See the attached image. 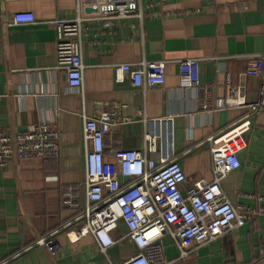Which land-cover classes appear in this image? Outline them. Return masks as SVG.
<instances>
[{
  "label": "crops",
  "instance_id": "1",
  "mask_svg": "<svg viewBox=\"0 0 264 264\" xmlns=\"http://www.w3.org/2000/svg\"><path fill=\"white\" fill-rule=\"evenodd\" d=\"M146 13L117 19L110 27L86 8L82 52L84 83L72 88L57 67L55 19L69 17L77 0H0V129L17 134L38 122L60 130V155L15 159L0 165V264H116L138 248L122 222L116 244L103 251L88 233L72 241L64 226L79 227L87 204L86 118L123 103L125 123L113 124L105 157L117 164L125 149H145L146 135H157L178 157L189 186L212 179L210 136L239 121L249 110L224 101L230 84H239L249 101L259 98L261 78L247 73L249 59L264 54V0H141ZM18 11L37 20L17 24ZM198 58L202 87L182 86L179 60ZM166 61V81L137 87L118 64ZM207 88V90L203 89ZM209 103V104H207ZM240 152L242 166L223 180L236 206L252 217L214 241L191 244L180 256L176 240L163 237L168 264H247L264 260V111L252 116ZM159 158L160 154L150 153ZM124 181L125 177L120 176ZM71 198V203L66 199ZM56 231L59 250L36 245ZM164 263V262H163ZM264 263V262H263Z\"/></svg>",
  "mask_w": 264,
  "mask_h": 264
},
{
  "label": "built area",
  "instance_id": "2",
  "mask_svg": "<svg viewBox=\"0 0 264 264\" xmlns=\"http://www.w3.org/2000/svg\"><path fill=\"white\" fill-rule=\"evenodd\" d=\"M167 0H160L166 2ZM93 15L110 27L117 19L133 15L143 18L146 10L141 0H77L69 17L54 20L57 29V67L66 72L70 87L80 88L84 83L85 63L82 52L84 21ZM37 20L31 11H18L13 16L17 24ZM182 86L202 87L201 62L198 58L179 60ZM125 73L132 84L149 88L162 86L166 81V61L157 60L133 66L118 64L116 78L123 80ZM247 73L261 78L260 96L249 101L244 88L230 84L224 101L229 106H246L248 112L237 122L209 137L212 154V179L200 178L185 186L187 176L178 157L162 143L158 148L156 134L146 135L145 149H125L118 155L117 164L105 157V139L113 124L127 121L122 116L123 103L88 117L83 127L87 144L86 194L87 204L81 216L85 223L79 227L66 225L64 229L72 241L92 233L107 251L116 244L114 232L123 222L125 234L136 244L138 252L116 264H168L165 262L163 237L171 235L187 257L191 244L202 245L237 229L252 217L250 207L236 206L223 188V180L242 166L240 152L247 145V132L252 116L264 111V54L249 59ZM207 90V88H203ZM209 104V103H207ZM160 154L159 158L150 153ZM60 155V130L48 122H38L17 134L0 129V165L15 159L39 157L50 160ZM120 176L129 177L121 181ZM73 200L66 199V203ZM36 245L57 253L60 244L56 231L41 236ZM164 262V263H163Z\"/></svg>",
  "mask_w": 264,
  "mask_h": 264
},
{
  "label": "trees",
  "instance_id": "3",
  "mask_svg": "<svg viewBox=\"0 0 264 264\" xmlns=\"http://www.w3.org/2000/svg\"><path fill=\"white\" fill-rule=\"evenodd\" d=\"M263 262H264V260L263 261L249 262L247 264H264Z\"/></svg>",
  "mask_w": 264,
  "mask_h": 264
},
{
  "label": "water",
  "instance_id": "4",
  "mask_svg": "<svg viewBox=\"0 0 264 264\" xmlns=\"http://www.w3.org/2000/svg\"><path fill=\"white\" fill-rule=\"evenodd\" d=\"M89 11L91 10V8H87ZM129 179V177H125V180H128Z\"/></svg>",
  "mask_w": 264,
  "mask_h": 264
}]
</instances>
